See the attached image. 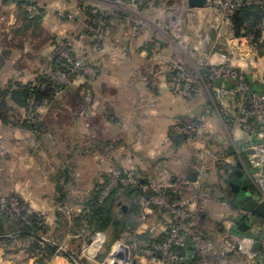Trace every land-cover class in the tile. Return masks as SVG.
<instances>
[{
	"label": "rangeland",
	"instance_id": "1",
	"mask_svg": "<svg viewBox=\"0 0 264 264\" xmlns=\"http://www.w3.org/2000/svg\"><path fill=\"white\" fill-rule=\"evenodd\" d=\"M215 1L206 7L211 18L186 0H0V88L42 86L46 95L30 108L8 99L7 122L0 119V213L17 225L35 220L38 227L32 233L3 226L0 264H167L153 256L160 255L157 241L177 224L178 235L193 238L197 255L185 261L178 254V263L250 264L230 251L236 242L246 249L247 241L231 239L239 207L231 204L225 183L242 162L235 130L243 132L237 122L233 126L239 114L228 126L220 103L233 109L229 96L216 99L212 111L202 109L208 91L197 72L225 61L260 81L264 21L257 44L237 37L232 18ZM220 53L222 61L212 62ZM171 91L178 109L193 99L199 112L174 120L160 143V130L173 119ZM191 122H198V138L191 142L186 135L171 151V135ZM106 138L108 146L96 151L93 146ZM139 180V205L119 238L113 240L110 230L91 233L94 193L100 202L111 182L117 188ZM168 190L180 196L175 209L167 204ZM121 208L132 211L126 203Z\"/></svg>",
	"mask_w": 264,
	"mask_h": 264
},
{
	"label": "built area",
	"instance_id": "2",
	"mask_svg": "<svg viewBox=\"0 0 264 264\" xmlns=\"http://www.w3.org/2000/svg\"><path fill=\"white\" fill-rule=\"evenodd\" d=\"M250 1L251 0H216L214 4L215 6L222 7L225 15L232 18L241 6L246 5ZM243 40H245V38L241 39V41ZM197 76L198 80L203 82L204 87L208 91V101L205 107L206 110L212 111L213 108L216 109V99H225L228 96L231 97L230 101L231 104L234 105V108L232 109L229 104L224 105L223 103H220L222 108L221 112L223 114L222 116L224 117L225 122L229 123L228 126H232L234 115H236V112L238 111L239 116L235 118L233 126L235 127L237 122L238 126L248 134L249 139L247 147L242 151L237 150V155L242 161V155L244 153L247 154L248 157L246 162L242 161L241 163L256 188V193L253 195V199L258 203H264V74L260 80L262 85V91L260 92L252 89L247 81V74L242 70H235L231 67L225 66V61L217 66L205 64L202 68V74L197 72ZM219 79L223 80L221 88L216 85L217 80ZM229 80H235L236 83L231 87H227L226 84ZM191 81L192 80H190V82ZM193 88L197 89V86H193ZM198 129V122H191L184 125L183 129L178 128L179 133L177 134H182L183 136L188 135L190 141L193 142L198 138ZM122 181L121 183H125L124 180ZM171 183H173V181ZM115 187L116 182H111L102 191L100 202L107 199ZM168 187L174 188L173 185H169ZM143 188L148 190L149 188H154V186ZM150 199L151 202L154 203L155 198ZM167 204L172 209H175V204L170 201L167 202ZM243 217H245L244 221L249 226L250 231L256 236V239H247L245 235L238 230L239 223ZM179 227V224H177L176 229L172 233L170 232V235L167 236L165 242L156 248V250L160 251V255L153 256L154 262L158 261L160 263L158 258L160 256L163 259V262H168L167 264H180L178 263L179 253L178 251L176 253L175 247H183L185 245V238L178 235L181 230ZM183 229L187 235H192V233H194L191 225H185ZM244 237L247 241L246 249H239L237 242L235 244L232 243V246L230 245L231 253L240 255L241 257L247 256L250 259V264H264V218L256 216L243 210L242 207H239L238 222H236L234 235L231 239L234 238L237 240V238L241 239ZM256 242L261 243V247L258 250L253 249ZM198 245L202 248L204 247L202 242H199Z\"/></svg>",
	"mask_w": 264,
	"mask_h": 264
},
{
	"label": "trees",
	"instance_id": "3",
	"mask_svg": "<svg viewBox=\"0 0 264 264\" xmlns=\"http://www.w3.org/2000/svg\"><path fill=\"white\" fill-rule=\"evenodd\" d=\"M9 3L16 4H30L31 0H5ZM262 2L264 0H251L246 5L241 6L236 13L232 16V30L234 35L247 36L252 40V42L260 41L262 37V23L264 21V12ZM247 81L250 83L251 87L255 91H262V85L259 81H252L251 76L247 75ZM45 82L41 81V83ZM236 83V82H235ZM42 85V84H40ZM234 85V84H233ZM231 85V86H233ZM230 86V87H231ZM42 86L31 88L29 86L18 85L16 90L1 89L0 88V119L7 122L5 117V112L8 110V99H12L14 103L19 106L30 108L31 104L41 103L45 99L46 95L43 92ZM27 124V123H26ZM29 124V123H28ZM30 127V125H28ZM175 135H171V139L174 140ZM142 181L139 180L138 183L132 186H119L112 190L107 199L103 202H99L100 193H94L92 201L89 203L90 211L92 216L89 218L91 228V233L96 230H101L104 232H113V240L119 238V234L124 230L125 225L131 219V212L135 213V206L139 205L137 199L141 198L142 194ZM252 192L254 190L252 189ZM152 194H146L147 198H150ZM168 200L173 203V201H178L180 196L174 190L167 191ZM243 199L245 198L243 194ZM126 203L132 211H126L125 208H121V205ZM241 203L237 202L236 207H240ZM156 210H159L156 208ZM83 217V216H82ZM87 218V217H85ZM37 222L34 220L33 225L29 226L26 222H21V224L14 223L11 216L0 213V233L4 234L7 232L3 226L8 227V230L18 229L21 232H32L36 233L38 227ZM14 229V230H15ZM165 241V236L158 240V243H163ZM156 242V241H155ZM178 253L183 257V259L188 261L189 254L197 257L194 251V243L191 237L186 236L185 245L182 248L177 249ZM180 264H185L181 262Z\"/></svg>",
	"mask_w": 264,
	"mask_h": 264
},
{
	"label": "crops",
	"instance_id": "4",
	"mask_svg": "<svg viewBox=\"0 0 264 264\" xmlns=\"http://www.w3.org/2000/svg\"><path fill=\"white\" fill-rule=\"evenodd\" d=\"M198 9L205 10V11H202V12L205 13L206 15H209L211 18H213L214 15H213V12H212L213 10L211 9V7L209 8V10H207L206 7L205 8H198ZM215 16H216L215 18H216V22H217L216 24L220 25V21L223 20L222 15L217 12ZM222 28H223V26H222ZM213 29L214 30H211L212 31L211 34H212V37H213L212 39H216V41H218V36L217 35H218L219 31L217 30V28H213ZM204 39H205V37L203 36V40ZM222 58H223V56H222L221 53L220 54H216V55L212 56L211 61L219 63L220 61H222ZM237 65H239V66L241 65V67H243L242 66L243 64H241L240 62ZM192 66H194V65L192 64ZM176 72L177 71H174L173 73H176ZM248 75L251 76V74H248ZM253 77L254 78H252V76H251V80L252 81H256V80H254L255 76H253ZM162 81L166 82L167 78L164 77ZM233 84H235V80H229L226 85H227V87H230ZM168 95H169L168 96V98H169V110L171 112V116H172L173 119H171V121L166 125V129L163 130L164 133H162V130H160L159 139H158L160 141V143H165L164 139H166V141H167V137H169L168 131H169V128L172 126V122L174 120L177 121V119L180 118L182 120L188 121V120H191L193 118L195 113L199 112V111L197 112L198 108H196V106H194V100L193 99L192 100L191 99H188V100L186 99L184 102L181 103L180 109H178V103H177L178 97H177V95H173L172 91L169 92ZM159 107L162 108L161 105ZM203 108H205V102H204V104L202 106V109ZM240 131L243 132V133L239 134L238 133L239 131L235 130V132L237 134L236 136H238V139H237L238 148H237V150H241L242 151L245 147H247L249 138H248V134L244 130H240ZM176 135H175V137H176ZM175 137H174V140H172L171 137H170V139H171V141H170L171 151L175 150L176 148L181 147L182 144L184 143L183 141L182 142H177L175 140ZM105 140L106 141H104L103 144H101V142L97 143L96 146H93V148H95V150L97 151L98 150L97 148L100 147V146H101V148L105 147L106 145L108 146V144L110 143L111 139L106 138ZM237 150H236V152H237ZM189 161L193 162V160H189ZM191 259H192V257H191Z\"/></svg>",
	"mask_w": 264,
	"mask_h": 264
},
{
	"label": "water",
	"instance_id": "5",
	"mask_svg": "<svg viewBox=\"0 0 264 264\" xmlns=\"http://www.w3.org/2000/svg\"><path fill=\"white\" fill-rule=\"evenodd\" d=\"M209 1L210 0H186L187 3V7L190 9H198V8H205L209 5ZM217 87L221 88L223 85V80L219 79L217 80L216 83ZM175 140L177 142H182L184 140V136L182 134H177L175 137ZM235 174L237 175L236 179H232L234 182L237 183V185L240 187L243 184V177H244V170H243V165L239 164L237 165V169L235 171ZM226 182L228 183L229 180H226ZM242 191H244V196L246 198L244 204L241 206L243 210L250 212L256 216L262 217L264 218V203H258L257 201H255L253 198H249L251 196V194L249 193V191H247V188L244 187L242 189ZM240 192L241 189H236L233 193L232 196V200H231V204L233 206L237 205V202L239 200L240 197ZM245 217H243L241 219V222L239 223L238 226V230L240 232H242L245 237L247 239H256V236L250 231L249 226L247 225V223L244 221ZM261 247V243L260 242H256L253 246L254 250H258Z\"/></svg>",
	"mask_w": 264,
	"mask_h": 264
},
{
	"label": "flooded vegetation",
	"instance_id": "6",
	"mask_svg": "<svg viewBox=\"0 0 264 264\" xmlns=\"http://www.w3.org/2000/svg\"><path fill=\"white\" fill-rule=\"evenodd\" d=\"M247 157H248L247 154L244 153L242 155V161L246 162ZM241 165H242V163H241ZM236 169H237V166H235L233 169H230L229 176H228L229 178L228 179H225V183L227 184V186L229 188V191H230V194H231V199H232V196H233L234 191L236 189H239V188L241 189L238 203L242 202L241 203V206H242L244 204L245 200H246V198H244V199L242 198L243 197V194L245 193L244 191H242V189L244 187L247 188V191H249V193L251 194V196L249 197L250 199L253 198V195L255 194V191L252 192V187H251V185H249V183L252 182V180L250 179V177H249L247 171L245 170V168H243V170H244V177H243V184H242V186L239 187L237 185V183L232 180V179H236L237 178V175L235 174ZM226 180H229V182L227 183Z\"/></svg>",
	"mask_w": 264,
	"mask_h": 264
}]
</instances>
